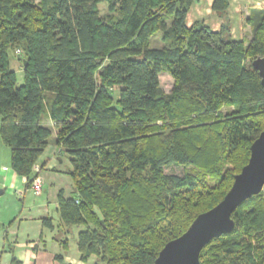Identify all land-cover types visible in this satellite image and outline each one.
Segmentation results:
<instances>
[{
	"label": "trees",
	"instance_id": "obj_1",
	"mask_svg": "<svg viewBox=\"0 0 264 264\" xmlns=\"http://www.w3.org/2000/svg\"><path fill=\"white\" fill-rule=\"evenodd\" d=\"M194 1L0 0V138L31 188L55 133L74 182L72 196L58 193L60 226L79 229L84 263L155 264L224 199L264 132L253 67L264 57V9L247 18L252 38L238 41L229 0L213 3L217 32L203 20L187 26ZM158 32L162 47L151 48ZM10 53L23 62L22 84ZM161 73L174 80L170 93ZM171 166L183 175L167 174ZM232 219L200 264H264V188Z\"/></svg>",
	"mask_w": 264,
	"mask_h": 264
},
{
	"label": "crops",
	"instance_id": "obj_2",
	"mask_svg": "<svg viewBox=\"0 0 264 264\" xmlns=\"http://www.w3.org/2000/svg\"><path fill=\"white\" fill-rule=\"evenodd\" d=\"M214 1L195 0L187 14V26L191 27L194 22L203 20L212 31H219L223 20L212 9ZM259 9H264V0H229L228 16L231 22V33L235 40L242 41L252 38L246 33L251 30L247 18L253 10ZM18 74L23 75L22 73ZM18 82L23 83L22 81ZM3 145L0 139V155L1 152L5 154ZM38 163L42 166L40 162ZM45 168L43 167L42 172ZM1 188L3 193L0 195L7 190H12L20 197L25 196L27 189H29L27 179L18 176L12 168L8 167V161L5 164H0ZM56 210L59 214L58 195ZM3 212L4 210L0 208V264H59L56 255H63L65 264H89L80 261L77 249L79 229L73 228L69 234H65V229L60 226V214L59 219L54 221L49 212L38 217H30L29 211L27 214L12 218L11 216L10 218L1 217ZM49 218L53 221V228L43 225V221ZM71 233L76 235L72 248L69 242ZM67 241L68 245L65 246Z\"/></svg>",
	"mask_w": 264,
	"mask_h": 264
},
{
	"label": "water",
	"instance_id": "obj_3",
	"mask_svg": "<svg viewBox=\"0 0 264 264\" xmlns=\"http://www.w3.org/2000/svg\"><path fill=\"white\" fill-rule=\"evenodd\" d=\"M253 67L264 84V57L255 59ZM263 188L264 132L252 144L248 164L235 176L224 199L211 210L198 215L183 235L168 242L155 264H200V255L206 245L231 233L235 227L232 214L246 200L260 194Z\"/></svg>",
	"mask_w": 264,
	"mask_h": 264
},
{
	"label": "rangeland",
	"instance_id": "obj_4",
	"mask_svg": "<svg viewBox=\"0 0 264 264\" xmlns=\"http://www.w3.org/2000/svg\"><path fill=\"white\" fill-rule=\"evenodd\" d=\"M36 1L38 2L39 0ZM99 9L102 16L105 17L109 14V9L106 3L100 4ZM250 31L246 32L248 33V36H251ZM162 37V32H158L154 35L150 41V47L161 48L163 44ZM10 58L12 68L17 70V74H23L22 60L14 58L13 53H10ZM17 76L18 81L23 82V75L18 74ZM160 84L163 90L167 93H170L174 88V80L171 75L167 73H161ZM116 96H118V89L116 91ZM229 110L230 109H223L225 113ZM3 147L5 149V154L1 152L0 164H5L6 161H8V167L11 168V150L5 145H3ZM39 162L41 165H45L44 168L46 167L41 173L43 178L42 194L37 195L32 187L27 189V193L22 197H20L15 191L7 190L4 194L0 195V208L4 210V214H2L1 217L10 218L11 216L12 218L21 214H27L30 211V217H38L49 212L50 217L54 221L59 219V214H57L56 210L57 195L63 190L65 196H72L74 194V182L73 178L68 174V171L72 168L70 158L68 154L57 145L55 141V133L52 135L50 144L41 156ZM165 172L167 174L183 175V168L171 166L167 167ZM0 190H2V188ZM69 238L72 248L76 238L75 233L73 235L71 233Z\"/></svg>",
	"mask_w": 264,
	"mask_h": 264
},
{
	"label": "built area",
	"instance_id": "obj_5",
	"mask_svg": "<svg viewBox=\"0 0 264 264\" xmlns=\"http://www.w3.org/2000/svg\"><path fill=\"white\" fill-rule=\"evenodd\" d=\"M33 173L36 174V178L32 184V189L37 195L42 194L43 191V178L41 176L42 168L39 163L35 164L33 167Z\"/></svg>",
	"mask_w": 264,
	"mask_h": 264
},
{
	"label": "clouds",
	"instance_id": "obj_6",
	"mask_svg": "<svg viewBox=\"0 0 264 264\" xmlns=\"http://www.w3.org/2000/svg\"><path fill=\"white\" fill-rule=\"evenodd\" d=\"M41 168H42V166H41ZM43 170V169H42Z\"/></svg>",
	"mask_w": 264,
	"mask_h": 264
}]
</instances>
